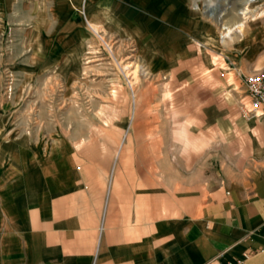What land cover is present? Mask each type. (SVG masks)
<instances>
[{"label":"rangeland","instance_id":"1","mask_svg":"<svg viewBox=\"0 0 264 264\" xmlns=\"http://www.w3.org/2000/svg\"><path fill=\"white\" fill-rule=\"evenodd\" d=\"M79 1L69 22L54 20L59 33L27 36L58 46L46 61L38 52L42 72L28 67L23 32L10 23L0 32V262L11 247L13 201L29 180V153L50 151L56 140L98 157L110 149L109 167L119 152L121 197L218 187L215 150L181 155L172 132L194 123L192 137L210 140L209 131L195 130L186 104L215 90L237 95L239 109L245 88L235 80L236 55L257 59L264 48V0L248 6L245 20L246 0ZM240 20L241 33L225 38L224 28Z\"/></svg>","mask_w":264,"mask_h":264},{"label":"crops","instance_id":"2","mask_svg":"<svg viewBox=\"0 0 264 264\" xmlns=\"http://www.w3.org/2000/svg\"><path fill=\"white\" fill-rule=\"evenodd\" d=\"M79 2L0 0V32L8 23L23 32L28 67L42 72L41 62L53 58L58 46L47 48L46 40L36 44L27 36L59 33L54 20L69 22ZM224 30L225 38L240 33ZM256 49L257 59L236 55L238 84L264 67V48ZM204 94V101L186 105L195 110V130L211 133L210 147L221 164L218 187L121 197L114 187L119 152L109 167L110 149L98 157L90 148L81 154L56 140L50 151L29 153V180L13 201L11 247L0 264H234L244 254V264H264V106L257 117L245 118L237 95Z\"/></svg>","mask_w":264,"mask_h":264},{"label":"built area","instance_id":"3","mask_svg":"<svg viewBox=\"0 0 264 264\" xmlns=\"http://www.w3.org/2000/svg\"><path fill=\"white\" fill-rule=\"evenodd\" d=\"M245 93L239 101L240 114L247 117H257L259 109L264 106V67L242 78ZM236 260L234 264H244L243 259Z\"/></svg>","mask_w":264,"mask_h":264},{"label":"clouds","instance_id":"4","mask_svg":"<svg viewBox=\"0 0 264 264\" xmlns=\"http://www.w3.org/2000/svg\"><path fill=\"white\" fill-rule=\"evenodd\" d=\"M195 124H177L172 132L174 143L180 145L181 155L200 154L210 148L211 141L204 138H193L190 128Z\"/></svg>","mask_w":264,"mask_h":264},{"label":"bare ground","instance_id":"5","mask_svg":"<svg viewBox=\"0 0 264 264\" xmlns=\"http://www.w3.org/2000/svg\"><path fill=\"white\" fill-rule=\"evenodd\" d=\"M253 2H255V0H246V1H245V8H243L242 11H241V13H240L241 18H242L243 20H245V19L247 18L248 14L250 13V11L248 10V6H249L250 4H252ZM246 5H247V7H246ZM244 23H245L244 21L240 20L239 22L236 23L234 29H235V30L238 29L237 31L241 33V30H242V28H243ZM228 29H229V27H228ZM229 32H231V30H229L228 33H229Z\"/></svg>","mask_w":264,"mask_h":264}]
</instances>
